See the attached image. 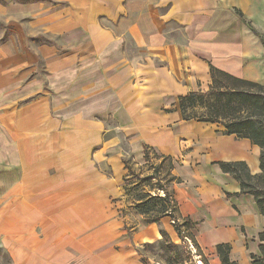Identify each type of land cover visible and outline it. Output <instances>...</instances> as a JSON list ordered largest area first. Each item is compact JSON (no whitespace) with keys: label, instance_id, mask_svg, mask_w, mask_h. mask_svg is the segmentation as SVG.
<instances>
[{"label":"crops","instance_id":"0c3cea01","mask_svg":"<svg viewBox=\"0 0 264 264\" xmlns=\"http://www.w3.org/2000/svg\"><path fill=\"white\" fill-rule=\"evenodd\" d=\"M4 10L11 34L0 39V148L30 167V209H19L30 212L28 230L45 231L55 221L50 213H59L64 252L88 250L98 198L119 179L97 162L115 158L117 140L108 133L119 127L135 162L148 159L147 150L149 158L171 159L174 199L204 250L229 244L231 260L252 264L264 214L221 162L245 161L257 174L261 148L219 123L184 119L179 97L210 86L212 66L264 84V0H34ZM52 34L63 48L35 44ZM43 67L47 87L34 73ZM115 117L120 125L109 127ZM25 131L30 139L21 141ZM44 231L33 247L50 245ZM23 249L12 247L18 262L30 264Z\"/></svg>","mask_w":264,"mask_h":264},{"label":"rangeland","instance_id":"374dc122","mask_svg":"<svg viewBox=\"0 0 264 264\" xmlns=\"http://www.w3.org/2000/svg\"><path fill=\"white\" fill-rule=\"evenodd\" d=\"M12 1L17 0H0V39L4 41L11 34L10 22L3 19L4 7ZM178 32V38L181 39V30ZM61 40L52 34L36 38L35 44L47 42L54 48H63ZM43 69L44 67L38 68L34 73L44 80L43 86L47 87ZM199 87L206 91L209 85ZM260 91L264 93V90ZM52 97L55 99L54 95ZM53 104L55 107L59 105L54 102ZM236 108L237 105L233 103L229 111L235 112ZM188 114L202 116L208 114V109L204 105L189 107ZM119 120L117 117L112 118L108 123L109 127L119 126ZM258 121L264 127V115L260 114ZM218 126L224 127L221 123ZM4 134L1 133L0 137ZM114 134L117 140L113 150L115 160L112 158L110 162L107 159L109 163H106V157L103 158L105 161L99 157L97 163L101 172L109 177L119 175V179L108 187L105 197L98 198L99 212L95 218L97 224L89 230L93 236L87 239L91 244L85 246L88 250L83 249L82 253L76 255L64 252L69 238L61 237L57 231L61 214L50 213L53 218L51 220L55 221L45 231L42 226L28 230L30 212L19 209H30V167L8 149L0 148V264H23L18 262L12 251L15 244L23 245V250L30 256V264H222L218 251L211 253L204 250L193 222L187 217H182L175 199L173 203H168V212L164 215H159L164 204L159 200H151L148 213H142L136 208V204L147 196H161L169 192L174 198L176 178L172 173L170 161L155 154L135 162L129 138H126L119 127L108 133L109 136ZM29 136V132H21L19 139L28 140ZM91 156L95 158V152H91ZM111 157L110 155L109 158ZM115 161L117 165H114ZM126 162L129 163L127 171L123 167ZM118 164L124 169L121 174H117ZM49 171L54 176L58 174L59 168H51ZM122 174L123 176H120ZM252 182L257 184V180ZM260 188L264 191L262 181ZM11 189L14 192H10ZM4 208L14 211H4ZM161 229L167 231L166 237H162ZM43 231L44 234H49L47 238H50V245L40 243L33 247L37 242H43L40 239L44 236ZM95 243L97 244L92 247ZM27 247L34 253L28 252ZM45 248H48L47 253H44Z\"/></svg>","mask_w":264,"mask_h":264},{"label":"trees","instance_id":"16d2710c","mask_svg":"<svg viewBox=\"0 0 264 264\" xmlns=\"http://www.w3.org/2000/svg\"><path fill=\"white\" fill-rule=\"evenodd\" d=\"M27 2L30 0H17ZM238 14L250 26V22L246 20L243 13L237 10ZM252 29L258 34L253 27ZM4 41V40H2ZM212 82L206 91L198 90L191 91L186 95L179 97V106L184 116V119H198L200 121L221 123L225 127V133L237 134L238 136L248 137L261 148V171L257 174H252L245 161L221 162L224 171L232 174L240 181L242 189L241 193H250L254 195L258 207L264 214V191L260 188L261 181L264 182V127L258 121V116L264 115V85L235 77L226 71L211 67ZM250 87V88H248ZM252 88H255L252 89ZM237 105L235 112H230L231 105ZM204 105L208 109V114L198 116L188 114V108H196V106ZM224 121V122H223ZM146 157L149 158V151H146ZM170 161L171 159L163 158ZM126 168H129V163L126 162ZM176 178V177H175ZM257 180V184L252 181ZM260 182V183H258ZM161 196H147L136 204L142 213L149 212L151 200H159L163 202V208L159 211V215L168 212V203H173L174 198L169 192H165ZM144 207V208H143ZM153 221H156L153 219ZM194 225V222H193ZM162 237L167 236V231L161 229ZM260 254L252 255V264H264V232L260 234ZM222 264H237L236 261L230 259V245L219 244L217 246Z\"/></svg>","mask_w":264,"mask_h":264},{"label":"bare ground","instance_id":"6f19581e","mask_svg":"<svg viewBox=\"0 0 264 264\" xmlns=\"http://www.w3.org/2000/svg\"><path fill=\"white\" fill-rule=\"evenodd\" d=\"M199 264H203L202 262H200Z\"/></svg>","mask_w":264,"mask_h":264}]
</instances>
